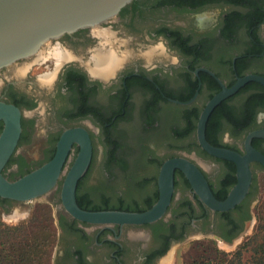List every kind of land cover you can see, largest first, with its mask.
<instances>
[{
  "label": "flooded vegetation",
  "instance_id": "flooded-vegetation-1",
  "mask_svg": "<svg viewBox=\"0 0 264 264\" xmlns=\"http://www.w3.org/2000/svg\"><path fill=\"white\" fill-rule=\"evenodd\" d=\"M205 10H218L219 22L201 32L194 14ZM100 31L103 38L88 30L63 35L38 58L0 69V103L18 111L19 123L1 175L13 181L39 167L53 157L64 131L81 129L90 160L74 196L83 208L147 210L158 196V169L172 158L194 164L213 197L224 200L235 184V167L199 148L195 124L221 87L247 74L264 78V0H133ZM54 46L69 55L60 66ZM104 47L115 58L97 75L92 70ZM152 47H161L164 55L147 63L142 52ZM50 74V82H43ZM4 125L0 120V134ZM258 129L264 130V88L248 82L211 110L204 138L207 134L209 145L242 154L244 137ZM251 146L264 155V139H252ZM78 150L70 144L55 189L43 199L58 232L50 264H157L170 245L200 237L229 247L253 228L255 175L264 173L256 163L249 164L244 198L225 212L204 207L175 169L161 219L139 226L77 222L61 207L59 187ZM30 203L0 198V214L18 217Z\"/></svg>",
  "mask_w": 264,
  "mask_h": 264
},
{
  "label": "water",
  "instance_id": "water-1",
  "mask_svg": "<svg viewBox=\"0 0 264 264\" xmlns=\"http://www.w3.org/2000/svg\"><path fill=\"white\" fill-rule=\"evenodd\" d=\"M133 0H0V69L34 57L51 41L80 30H100L120 9ZM264 39V36H263ZM254 82L264 88V78L247 74L229 87H221L203 107L195 124V140L207 155L231 162L235 167V184L222 201L216 200L198 168L184 158L165 160L159 167L156 201L145 211L130 213L114 210L88 212L75 202L77 180L85 172L90 160V145L81 129L64 131L53 157L13 181L0 173V198L16 202L43 200L56 184L71 142L79 150L59 187V201L65 213L73 220L95 227L139 226L151 224L163 217L170 202L173 170H179L197 200L212 212H225L237 205L247 193L250 183L249 164L256 163L264 171V155L251 146L254 138L264 139V130L249 132L242 142V154L209 145L204 138V127L211 110L238 88ZM187 104V103H182ZM0 120L4 128L0 134V170L8 158L19 133L18 111L0 103ZM191 158L204 167L193 155ZM63 170V169H62ZM55 189V188H54ZM216 241L218 238L214 237Z\"/></svg>",
  "mask_w": 264,
  "mask_h": 264
},
{
  "label": "trees",
  "instance_id": "trees-1",
  "mask_svg": "<svg viewBox=\"0 0 264 264\" xmlns=\"http://www.w3.org/2000/svg\"><path fill=\"white\" fill-rule=\"evenodd\" d=\"M205 139L209 141L207 134ZM77 206L88 212L104 211L86 209L78 203ZM257 222L254 234L229 258L224 255L221 258L219 256V259L208 257L196 264H240L243 250L249 252V264H264V204L259 206ZM53 243L52 218L48 207L44 204L35 206L25 223L6 226L0 222V264H48Z\"/></svg>",
  "mask_w": 264,
  "mask_h": 264
},
{
  "label": "rangeland",
  "instance_id": "rangeland-1",
  "mask_svg": "<svg viewBox=\"0 0 264 264\" xmlns=\"http://www.w3.org/2000/svg\"><path fill=\"white\" fill-rule=\"evenodd\" d=\"M254 186L255 190L253 198L255 200V204L253 212L255 217V223L252 229H248L247 236L243 237L239 244H237L239 242V240H237L231 246L225 247L220 244H216L209 239L194 237L191 239H187L180 244L170 245L168 251L160 260L157 261V264H160V261L166 258L167 256H169V260L167 261V263L164 264H196L206 260L208 257H215L219 259V256L221 258L222 255L226 256V258H229V256H231L235 251H237L238 247L242 243H244L249 237H251L255 232V228L258 224L257 215L259 214V206L261 204H264V173H258L255 175ZM39 204H44L48 207L50 211V217L52 218V225L54 228V243L48 262V264H50L51 259L54 256L56 250L58 232L55 225V217L53 216V211L48 204L44 203L43 200L33 201L29 204V210L27 211V213L18 217H10L11 215L0 214V222L6 226H17L21 223H25L30 218L35 206ZM248 256L249 252L247 250H243L241 254L240 264H249Z\"/></svg>",
  "mask_w": 264,
  "mask_h": 264
},
{
  "label": "bare ground",
  "instance_id": "bare-ground-1",
  "mask_svg": "<svg viewBox=\"0 0 264 264\" xmlns=\"http://www.w3.org/2000/svg\"><path fill=\"white\" fill-rule=\"evenodd\" d=\"M105 31H100V30H93V33L94 34H98V36H99V38H103V35L105 34L104 33ZM105 37V36H104ZM109 38V37H108ZM105 39V38H104ZM104 42V41H103ZM106 42V41H105ZM49 44V43H48ZM47 46V45H46ZM55 47V46H54ZM51 49V48H50ZM53 50V54H52V56H53V58L55 59L56 58V60L57 61H59V63L60 62H63L64 61V59H67L68 57H69V55L67 54H65L64 52H62L61 50H60V48H54V49H52ZM99 50L100 51H98V53H97V63H95L96 64V69H93L92 70V73H96L97 75H102V74H104L105 72H106V70H107V67H109V65L111 64V60H112V57L113 58H115L114 57V55H113V53H112V51L110 52V51H108L107 49H105V47L104 48H99ZM50 51V50H49ZM41 52H43V51H41ZM95 53V52H94ZM42 54V53H41ZM116 54V53H115ZM164 55V51H163V49L161 48V47H152V48H149V49H147L145 52H142V57H144L145 59V62H147V63H152L154 60H160V58H162V56ZM37 58L40 56V52L39 53H37L36 55H35ZM36 57H34V58H36ZM96 57V56H95ZM63 60V61H62ZM113 60H115V59H113ZM56 62V61H55ZM58 63V64H59ZM94 64V65H95ZM61 65V63L59 64V66ZM13 68V67H12ZM9 69V68H8ZM7 69V70H8ZM5 72H7V71H5ZM10 72H11V70H10ZM12 74V73H11ZM19 74H20V71H19ZM52 74V73H51ZM51 74H50V76H51ZM48 75V74H47ZM11 76V75H10ZM18 76V75H17ZM21 76V75H20ZM50 76H48V77H46V78H44L45 80L43 81V82H50V80H51V78H52V76L50 77ZM8 77V76H7ZM13 77H15V74L13 73ZM71 143H76V142H71ZM77 144V143H76ZM68 153V152H67ZM61 169H63V166H62V168ZM61 169H60V172H61ZM60 172H59V174H58V178H57V180L59 179V177H60ZM57 180H56V183H57ZM55 186H56V184H55ZM55 186H54V188H55ZM53 188V189H54ZM52 189V190H53ZM52 190H50V191H52ZM49 191V192H50ZM48 192V193H49ZM165 259V258H164ZM169 259V256H167V258L165 259V261H167ZM165 261H162L160 264H164L165 263Z\"/></svg>",
  "mask_w": 264,
  "mask_h": 264
},
{
  "label": "clouds",
  "instance_id": "clouds-1",
  "mask_svg": "<svg viewBox=\"0 0 264 264\" xmlns=\"http://www.w3.org/2000/svg\"><path fill=\"white\" fill-rule=\"evenodd\" d=\"M218 10H205L194 14V22L196 28L204 32L212 27H215L219 22Z\"/></svg>",
  "mask_w": 264,
  "mask_h": 264
}]
</instances>
